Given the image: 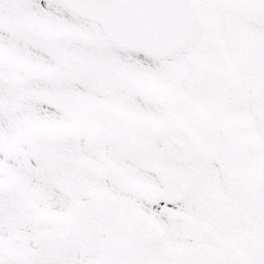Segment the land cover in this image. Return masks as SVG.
<instances>
[{"label":"snow or ice","instance_id":"1","mask_svg":"<svg viewBox=\"0 0 264 264\" xmlns=\"http://www.w3.org/2000/svg\"><path fill=\"white\" fill-rule=\"evenodd\" d=\"M0 264H264V0H0Z\"/></svg>","mask_w":264,"mask_h":264}]
</instances>
